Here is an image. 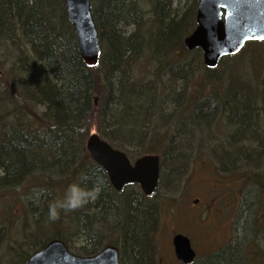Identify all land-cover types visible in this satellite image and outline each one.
Returning a JSON list of instances; mask_svg holds the SVG:
<instances>
[{
  "label": "trees",
  "instance_id": "16d2710c",
  "mask_svg": "<svg viewBox=\"0 0 264 264\" xmlns=\"http://www.w3.org/2000/svg\"><path fill=\"white\" fill-rule=\"evenodd\" d=\"M187 1L148 0L153 16L145 21L142 0H92L102 55L99 65L91 68L82 59L65 0H0L1 45L12 55L21 48L31 51L29 56L24 52L19 66H12L9 73L0 72V119L3 116L11 124L4 125L8 145H0V197H11L5 212L18 205L23 222L21 240L4 246L11 226L0 216L1 264H23L53 239H62L84 256L96 255L113 243L122 250V264H156L158 209L149 199L157 192L148 198L136 184L121 192L114 189L106 171L86 149L95 125L113 147L127 151L130 143L141 142L147 135V117L159 113L169 100L172 110L160 117L173 116L176 126L184 124L182 115L203 126L214 108L220 113L204 126L221 125L220 117H227L234 131L223 167L250 151L253 136L262 133L254 130H258V114L264 111V75L258 89L244 80L239 88L238 78L226 75L239 56L225 57L218 69H210L200 49L187 50L184 40L196 28L199 0L184 6ZM127 26H133L134 32L126 31ZM262 43L249 42L244 49ZM199 71L206 74L207 93L193 90ZM201 94L205 97L200 98ZM226 95L227 99H221ZM156 97L162 98L158 106ZM183 140V136L178 139L179 151L184 149ZM160 141L155 139L142 155L162 154V186L163 181L174 182L188 157L181 152L172 158V141L159 152ZM263 162L245 161L233 167L246 183L258 185L249 192L256 193L258 201L264 197V187L258 184L262 178L251 172ZM84 175L87 181L81 179ZM74 183L86 189L99 187V197L76 211L59 210L58 220L49 219V206L62 201ZM0 209L4 212L2 203ZM254 223H262L259 229L263 230L264 216ZM111 229L116 235L109 233ZM249 242L245 245L248 262L246 257L238 261L242 240L209 257H221L215 264H264L257 239Z\"/></svg>",
  "mask_w": 264,
  "mask_h": 264
},
{
  "label": "rangeland",
  "instance_id": "374dc122",
  "mask_svg": "<svg viewBox=\"0 0 264 264\" xmlns=\"http://www.w3.org/2000/svg\"><path fill=\"white\" fill-rule=\"evenodd\" d=\"M192 1L193 0L187 1V3H184V6L186 4L190 6L192 4ZM142 2H144V6H143L145 13L144 19L145 21H147L148 19L151 18V16H153V13L150 10L148 0H142ZM133 30H134L133 26L126 27V31L128 32H131ZM1 44L2 43H0V69L6 75L11 71L12 66L14 65L19 66L18 59L21 55H23L24 52L25 54H27V56H29L31 51H28V49H26L23 52L21 48V44L19 45L17 44L19 46L18 48L21 49L20 50L18 49L19 53H14V55H12L9 54L8 50H6L4 46ZM237 57L238 58L236 60L231 62L232 70H228L229 74L227 72L226 75L229 76L234 75L233 76L234 78H238L236 85L239 88L243 87L242 84L244 80L252 85L251 88L258 89L257 87L259 83L258 80H260V78L264 75V43L260 44L259 46L247 47L246 49L243 50V52L240 55H237ZM145 70H143L141 75L145 74ZM220 70H222V68ZM218 74L219 72L217 73V75ZM195 75L197 76L195 77L196 80L193 81L194 83L193 90L195 91V93L196 92L207 93L208 82L206 80L207 77L205 72H200V71L199 73L195 72ZM225 84L229 86L228 80L226 81ZM199 97L204 98L205 96L201 94ZM227 98L228 96L226 95V96H222L221 99H227ZM258 101H262V99H258ZM172 106L173 105L169 104V100H166V102L164 103V108L160 109L159 113L153 114V116H150L149 119L147 117L146 121L147 120L148 121L147 122L145 121L144 124V128H146V132H148L147 135L143 138L141 142L132 143V144L130 143L127 148V153H129L135 159L140 155H142L143 153H145L146 149L147 148L149 149L150 145H152L155 142V139L160 138L161 140L160 143L156 144V146L160 148L159 152L164 151V149H168L172 141V145H171L172 158L178 157V154L183 152L182 154L187 156L188 157L187 159L189 161H195V162H190L188 165L187 164L182 165L177 173V177L175 178L174 182L163 181L162 186L160 183L159 189L157 191V195L154 198L149 199L152 201L151 203H155L157 205L156 208L158 209L157 219L159 223L157 222V228L155 229V235H156L155 237L157 241L156 252L158 253V258L160 261L156 260V264H178L176 257H174V252L172 249V239L177 232L179 233L189 232V230H187L185 227L180 225L179 218L181 216V213L177 205L179 203L181 196H182V200L184 201V203L182 202L183 207L185 208V206H188L192 202V200H194L197 197H200L201 195H204L207 192V186L217 179L219 180V184L222 185L223 191L229 188L237 189L238 187L246 189L251 185V183H246L245 179H235L234 177L238 174L235 173V169L233 167L241 166L244 164L245 161H258V163L264 161V118H263L264 111L258 114L256 118V120L259 122V123L257 122L256 125L258 127V130H254L255 132L262 131V133H257L253 136L254 144L251 145L249 149L250 151L247 153L248 156L246 155L245 156L246 158L242 157V159L235 158L234 162L230 163L231 165H226V167H223L222 159L224 161V159L230 153L229 151V149H231L230 142L232 143L233 141L232 132L234 131L233 130L234 128L231 129L229 123L227 122V117H220L219 120L224 122L226 121L227 122L226 127L224 122L221 123L220 127L219 124H215L216 123L215 122L211 124L210 127H212V130H208L209 132L205 131L208 127L204 125H206L205 123L208 124L211 122V116L215 115V111H216L215 108L210 112L209 117L206 118L204 122H202L205 130L200 125L199 127L195 126L197 124L193 123L189 119H186L185 116L183 115L182 118L184 120H182V123L184 124H182V126L179 125L176 126L174 125L175 120H173V116L168 118L167 120L162 118V116L160 117L162 112L171 111L173 108ZM225 112H228V110L226 109ZM1 114L2 112H0V115ZM6 123L10 124L8 121L4 120V117L2 116V118L0 119V145L2 143H5V141L7 140L6 137L7 134H5L7 128H5L6 126H4ZM98 127L99 126L95 125L93 129L90 131L89 135L95 132L99 133L97 130ZM216 134H218V136ZM182 136L184 137L183 140L184 149L179 151L178 139L179 137ZM19 137L21 136H15V138H19ZM207 153L210 154L209 157L211 161H214L212 167L208 166V164H206L205 162L201 164L197 162V161H207L206 160ZM238 163L240 164L238 165ZM245 167H243V171ZM252 173H258L259 177L262 178L261 183L258 184L259 185L261 184L264 187V162L262 163L259 169L252 171L251 174ZM162 176H163L162 180H165V175ZM228 176H230V178ZM209 178L211 179L212 182H207ZM213 184L215 185V183ZM252 186L253 189L255 187L256 188L258 187L257 184H252ZM223 191L217 193V191L210 190V192L213 193V195L220 194L218 205L226 204L225 206H230V207L232 206L230 210H233L232 212L224 209L218 218L219 220L217 223L219 227L222 228L219 237V242L222 243V246L226 245V242L224 243L222 239H224L227 236L230 228L233 227L232 229L233 238L238 239V235H239V240H242L243 243L242 246H240L239 248L240 251H238L239 252L238 261L242 263V261L240 260L242 259V257L243 260H245L246 257V262H248L249 259L247 253L249 252H248V248H246L245 245L250 243L249 242L250 240L254 238L257 239V244L260 248V251L264 254V223L262 226L263 230L259 229L262 223L258 224L257 226L254 223L255 218H261V216H264V197L260 196L258 198L259 199L258 201L256 197L257 194L254 193L252 195L247 194L245 197H240L239 199L237 197H227V194H225ZM30 199H32V197ZM0 201H1L0 203L3 204V209H4V212H2V210L0 209V216L3 215V219L7 222L9 227L11 226L9 229V233H7L9 234L7 238V242L4 245L6 246L9 242L13 243V241L21 240L20 234L23 229L22 228L23 222L21 221V217L19 215L20 207L18 205L5 212V209L7 208V204L11 203L12 201L10 196L7 195L0 197ZM220 210L222 211L221 208ZM35 213H33V215ZM36 216L37 215H34L33 217L35 218ZM31 223L33 225L32 220ZM3 224L5 223L3 222ZM111 230H109V233L113 232L114 234L115 232ZM191 234L195 237L194 246L199 252V258L196 264H205L206 259L208 260V264L217 263L216 261L219 260L221 257L214 256L213 258H211L212 256L211 257L205 256L206 249L199 244V241H202L201 237L195 235L194 233ZM231 242L233 244L235 243L233 241ZM26 246L27 245H24V248H26ZM225 249H221L220 251ZM249 249L252 250V246H250ZM0 253H1L0 254V260H1V255H2L1 250Z\"/></svg>",
  "mask_w": 264,
  "mask_h": 264
},
{
  "label": "water",
  "instance_id": "95a60500",
  "mask_svg": "<svg viewBox=\"0 0 264 264\" xmlns=\"http://www.w3.org/2000/svg\"><path fill=\"white\" fill-rule=\"evenodd\" d=\"M83 61L90 67L99 65L102 54L99 32L93 18L92 0H65ZM250 41H264V0H199L196 28L185 39L189 50L200 48L204 63L215 68L225 56L239 53ZM86 148L95 162L104 168L117 191L127 184H140L151 196L158 188L160 156L145 155L134 164L124 151L115 149L97 133L89 136ZM175 253L181 262L195 259L188 237L174 238ZM24 264H120L119 250L110 245L94 256L72 253L61 239L50 241Z\"/></svg>",
  "mask_w": 264,
  "mask_h": 264
},
{
  "label": "flooded vegetation",
  "instance_id": "af4514ba",
  "mask_svg": "<svg viewBox=\"0 0 264 264\" xmlns=\"http://www.w3.org/2000/svg\"><path fill=\"white\" fill-rule=\"evenodd\" d=\"M210 154L207 153V161H197L200 164L201 163H206L208 166L212 167L214 161H211L210 159ZM190 162H195V161H185V163L188 165ZM237 162V161H236ZM240 163H238L239 165ZM225 177V176H224ZM230 178V176H228ZM235 179H243V175H236L234 177ZM207 181V179H206ZM207 182H212L211 179ZM215 183V185L213 184ZM211 185V186H209ZM207 186V192L204 195H201L200 197L195 198L192 200V202L188 205L183 207L184 201L182 200V196L179 200V203L177 207H179L181 216H180V225L185 227L189 232L194 233L197 236L201 237L202 241H199V244L206 249V254L205 256H210L211 251L217 252L220 251L221 249H225L231 244H233L231 241L235 242V238H233V227L230 228L229 233L227 236L222 239L224 243L226 242L225 246H222V243L219 242V237L221 234L222 228L219 227L218 225V218L220 214L223 212V210H230L232 206H225L223 204L218 205V200L220 198V194L218 195H213V193L210 192V190H214L220 192L223 191L222 185L219 184V180L213 181L211 184ZM230 187V186H229ZM227 188V187H226ZM225 194H227V197H237L240 199V197H245L246 196V190L244 188L238 187L237 189H225L223 191ZM203 196V197H202ZM183 202V203H182ZM222 209V211L220 210ZM235 212V211H234ZM189 232H177L175 235L180 234L187 236L191 244L196 252V258L195 261L192 264H196L198 262L199 258V252L195 248V237L189 233ZM240 234V233H239ZM174 235V236H175ZM239 236V235H238ZM174 238V237H173ZM239 239V238H238ZM198 242V241H197ZM202 242V243H201ZM118 250H119V256L121 258V253L122 250L120 246L116 245ZM173 249V246H172ZM158 261L159 258H157ZM178 264H183V263H178Z\"/></svg>",
  "mask_w": 264,
  "mask_h": 264
},
{
  "label": "clouds",
  "instance_id": "9594fccd",
  "mask_svg": "<svg viewBox=\"0 0 264 264\" xmlns=\"http://www.w3.org/2000/svg\"><path fill=\"white\" fill-rule=\"evenodd\" d=\"M81 179L87 181L89 177L84 175ZM99 194V187L94 186L92 189H86L81 187L80 184L74 183L68 187L62 201H58L49 206V219L53 221L58 220L59 210L76 211L84 207L90 201L97 199Z\"/></svg>",
  "mask_w": 264,
  "mask_h": 264
},
{
  "label": "bare ground",
  "instance_id": "6f19581e",
  "mask_svg": "<svg viewBox=\"0 0 264 264\" xmlns=\"http://www.w3.org/2000/svg\"><path fill=\"white\" fill-rule=\"evenodd\" d=\"M134 31H131V33H133ZM130 34V33H129ZM78 39V38H77ZM185 41V40H184ZM80 46V45H79ZM80 52H81V50H80ZM81 56H82V54H81ZM101 59V58H100ZM176 98V97H175ZM162 99V98H161ZM160 99V100H161ZM156 101H155V104H157V106H158V104H159V102H160V100H159V98H157L156 97V99H155ZM163 106H162V108H164V104H162ZM166 106V105H165ZM218 110V109H217ZM215 111V113H220V110H218V111ZM257 112V111H256ZM203 129H204V127L203 126H201ZM219 127H220V125H219ZM200 129V128H199ZM205 130V129H204ZM208 130H212V127H208L205 131H208ZM196 132V131H195ZM200 132V131H199ZM209 132V131H208ZM197 133V132H196ZM125 152H127V151H125ZM253 189V186H252V184L249 186V187H247L245 190H246V192L247 193H249V192H251V190Z\"/></svg>",
  "mask_w": 264,
  "mask_h": 264
}]
</instances>
